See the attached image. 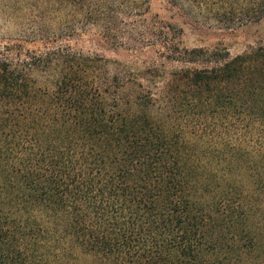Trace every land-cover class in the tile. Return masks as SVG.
Here are the masks:
<instances>
[{"label": "trees", "instance_id": "16d2710c", "mask_svg": "<svg viewBox=\"0 0 264 264\" xmlns=\"http://www.w3.org/2000/svg\"><path fill=\"white\" fill-rule=\"evenodd\" d=\"M169 3L192 27L264 19V0ZM0 15L26 26L0 45V264H264V45L185 47L150 0H0ZM98 26L181 66L110 72L69 43Z\"/></svg>", "mask_w": 264, "mask_h": 264}, {"label": "rangeland", "instance_id": "374dc122", "mask_svg": "<svg viewBox=\"0 0 264 264\" xmlns=\"http://www.w3.org/2000/svg\"><path fill=\"white\" fill-rule=\"evenodd\" d=\"M150 10L153 20L161 21L165 26L169 24L177 25L182 31L181 41L188 48L204 47L210 50L221 48L228 50L231 56L234 57L247 52L253 47L264 45V19L258 22L237 25L231 29L208 26L192 27L189 23H185V20H189L187 19V13L173 8L169 0H150ZM25 30L26 26L16 25L0 15V45L17 41L23 36ZM107 31L108 29L101 26L91 28L83 36L72 39L69 43L74 48L93 51L107 59L110 72L113 73L143 75L151 64L157 63L158 67L152 72L168 75L181 66L179 63L165 60L160 45H148L139 36H136L138 39L136 43L131 42L128 39L130 38L127 33L129 32L128 28H123L122 32H125V35L121 33L117 38L111 37ZM26 46L31 49L40 47L39 44H26ZM126 70L129 72H126ZM53 74L56 73H35L38 78L50 75V79H53Z\"/></svg>", "mask_w": 264, "mask_h": 264}]
</instances>
